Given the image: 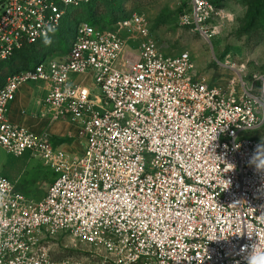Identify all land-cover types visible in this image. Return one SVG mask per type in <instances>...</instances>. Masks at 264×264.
Listing matches in <instances>:
<instances>
[{"label":"built area","instance_id":"1","mask_svg":"<svg viewBox=\"0 0 264 264\" xmlns=\"http://www.w3.org/2000/svg\"><path fill=\"white\" fill-rule=\"evenodd\" d=\"M94 1L3 0L0 66ZM190 4L180 25L211 38L221 8ZM32 82L46 85L51 117L76 126L82 153L8 119ZM263 128L264 79L206 81L189 51H163L138 12L106 29L80 21L64 57H39L0 86V151L30 152L56 173L40 200L0 175V264H245L244 246L264 248V172L249 162ZM59 235L80 256L56 257Z\"/></svg>","mask_w":264,"mask_h":264},{"label":"rangeland","instance_id":"2","mask_svg":"<svg viewBox=\"0 0 264 264\" xmlns=\"http://www.w3.org/2000/svg\"><path fill=\"white\" fill-rule=\"evenodd\" d=\"M216 1L224 17L214 21L211 38L180 25L181 14L191 9L190 0H116L114 3L94 1L91 5L73 11L49 38L16 54L12 61L2 64L0 85L10 71L35 65L32 62L34 56L49 59L61 57L68 50L74 28L80 21L92 19L106 29L117 18L121 19L124 11L128 15L138 12L147 18L152 36L165 53L189 51L194 69L206 81L225 84L227 80L244 79L254 83L256 87L260 86L264 79V0ZM228 13L234 14V19H230ZM134 47L136 52V44ZM225 64H229V67ZM73 79L80 81L82 76L74 75ZM252 135L264 138V128ZM69 138L71 137L65 135L56 143L61 145L62 142L70 141ZM83 143L84 138H80L81 146L76 148V154L82 153ZM0 175L11 179L20 192L33 200L42 199L56 178L52 167L45 165L30 152L16 156L3 149L0 151ZM49 242L58 258L80 256L76 252L79 249L65 246H71L67 236L59 235L55 239H49Z\"/></svg>","mask_w":264,"mask_h":264},{"label":"crops","instance_id":"3","mask_svg":"<svg viewBox=\"0 0 264 264\" xmlns=\"http://www.w3.org/2000/svg\"><path fill=\"white\" fill-rule=\"evenodd\" d=\"M66 52L55 59L64 57ZM90 80V78H86L87 83H90ZM45 95L46 85L44 83L23 84L10 104L8 119L14 124L26 127L37 135L48 134L55 145L76 153V148L81 146L78 129L70 122L54 120L51 117L43 105ZM65 135L71 137L69 138L70 141L58 145L56 142H59V139Z\"/></svg>","mask_w":264,"mask_h":264},{"label":"clouds","instance_id":"4","mask_svg":"<svg viewBox=\"0 0 264 264\" xmlns=\"http://www.w3.org/2000/svg\"><path fill=\"white\" fill-rule=\"evenodd\" d=\"M228 16L230 19H234V14L228 13ZM262 141H264V138H262ZM262 161H264V143L257 146V149L253 153V156L250 158L249 162L250 164L255 165L257 171L264 172V167L260 166ZM253 235V233H248L250 238ZM244 253L245 255L243 259L245 264H264V248L259 246L258 238L257 242L244 246Z\"/></svg>","mask_w":264,"mask_h":264},{"label":"trees","instance_id":"5","mask_svg":"<svg viewBox=\"0 0 264 264\" xmlns=\"http://www.w3.org/2000/svg\"><path fill=\"white\" fill-rule=\"evenodd\" d=\"M101 1H104V0H101ZM212 1H213L216 5H218L216 0H212ZM105 2H107V1H105ZM114 2H116V0L113 1L112 3H114ZM108 3H110V2H108ZM122 16L126 17V16H128V14H126V12L123 11V15H122ZM117 19H118V18H117ZM89 20H92V19H89ZM92 21H94V20H92ZM95 22H97V21H95ZM97 23H99V22H97ZM37 45H38V44H37ZM35 46H36V45H35ZM31 47H33V46H31ZM27 48H30V47H27ZM27 48H26V49H27ZM26 49H25V50H26ZM38 58H39L38 56H34L32 62L37 61ZM26 67H27V66H26ZM10 73H11V71H10L8 74H10ZM8 74H7V76H8ZM7 76H6V77H7ZM6 77H5V78H6ZM3 83H4V82H3ZM3 83H2V84H3ZM2 84H1V85H2ZM1 85H0V86H1Z\"/></svg>","mask_w":264,"mask_h":264}]
</instances>
